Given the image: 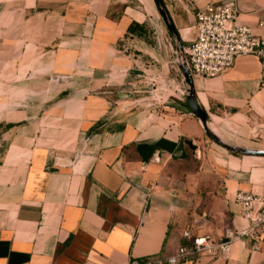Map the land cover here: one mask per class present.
Segmentation results:
<instances>
[{
  "label": "crops",
  "instance_id": "1",
  "mask_svg": "<svg viewBox=\"0 0 264 264\" xmlns=\"http://www.w3.org/2000/svg\"><path fill=\"white\" fill-rule=\"evenodd\" d=\"M138 1L0 0V264H129L175 254L186 228L216 241L248 228L235 196L264 193V156L206 136L156 1ZM225 1L164 0L184 47L196 11ZM235 1L231 25L264 35V0ZM161 70L174 86L163 101L146 96L147 73ZM194 80L221 136L264 149L257 55ZM181 264H264V241L243 235L227 257Z\"/></svg>",
  "mask_w": 264,
  "mask_h": 264
},
{
  "label": "built area",
  "instance_id": "2",
  "mask_svg": "<svg viewBox=\"0 0 264 264\" xmlns=\"http://www.w3.org/2000/svg\"><path fill=\"white\" fill-rule=\"evenodd\" d=\"M238 16L235 0L208 4L196 11V38L184 47L187 65L194 75L213 78L231 68L237 56L254 54L261 61V82L264 84V35L256 34L251 26L232 24ZM264 29V20L261 22ZM236 200L243 216L249 221L246 230H227L223 241L209 234H195L191 228L183 232L184 243L177 252L167 257L131 259L129 264H181L193 260L198 254L229 256L232 244L248 235L255 244L264 241V193L240 190Z\"/></svg>",
  "mask_w": 264,
  "mask_h": 264
},
{
  "label": "water",
  "instance_id": "3",
  "mask_svg": "<svg viewBox=\"0 0 264 264\" xmlns=\"http://www.w3.org/2000/svg\"><path fill=\"white\" fill-rule=\"evenodd\" d=\"M155 1H156L158 10L166 22V25L168 27L172 40L174 41V44L176 46V65L179 71L181 72L183 76V80L186 84L185 98H186L187 104L190 108L191 113L196 118H198V120L201 122L206 136L209 137L212 141L218 143L219 145L223 146L224 148L232 152H237V153L247 154V155L264 156V149L246 147V146L234 143L232 141H229L223 136H221L211 126L209 115L206 109L200 104L198 100L197 92L195 88L194 76L191 73L187 65L186 55L184 52V46L182 44L179 31L171 17V14L169 13L164 3V0H155ZM186 143L189 144L193 150L197 148V146L193 143L192 140H187Z\"/></svg>",
  "mask_w": 264,
  "mask_h": 264
},
{
  "label": "rangeland",
  "instance_id": "4",
  "mask_svg": "<svg viewBox=\"0 0 264 264\" xmlns=\"http://www.w3.org/2000/svg\"><path fill=\"white\" fill-rule=\"evenodd\" d=\"M135 2L131 3L132 6L133 5H137L138 7L139 6H144L143 3H141L138 0H135ZM159 14H160V12H159ZM161 17H162V15H161ZM152 18H153V16H152ZM151 23H152V21H151ZM161 31H164L166 34H168L169 30H168L167 25L164 24V22H162V28L161 27L159 28V33L160 34H161ZM172 43H173V46H174L173 50H172V54H173L172 58L174 59V65H176V46L174 44V41H172ZM161 44H162V46H164L163 45V41H161ZM147 75L150 76V78L147 79L148 80L147 81L148 82V86L147 87H148V90L150 92L147 93L146 96H148L150 99L154 98L155 100H161V101H163L165 98L168 99L169 92L174 89V86L171 83L172 78L169 75V73L168 72H164V70H161L160 72L158 71V73H155V75H154V73L153 74H148L147 73ZM187 140H192L193 141L192 138H188ZM189 147L191 148L190 145H189ZM176 166H178V165H176Z\"/></svg>",
  "mask_w": 264,
  "mask_h": 264
},
{
  "label": "trees",
  "instance_id": "5",
  "mask_svg": "<svg viewBox=\"0 0 264 264\" xmlns=\"http://www.w3.org/2000/svg\"><path fill=\"white\" fill-rule=\"evenodd\" d=\"M151 31L150 27L147 25V24H140L138 22H133L130 27H129V31L130 32H137L139 34H143V33H146L148 31ZM209 138V137H208ZM210 139V138H209ZM211 140V139H210ZM187 150H189L190 152V148L187 146ZM188 152V153H189ZM192 153V151H191ZM174 158L177 159V161H179L180 158H183V159H189V156L182 153L181 156L180 155H174ZM178 168L179 169H182L183 170V165L182 164H178Z\"/></svg>",
  "mask_w": 264,
  "mask_h": 264
}]
</instances>
